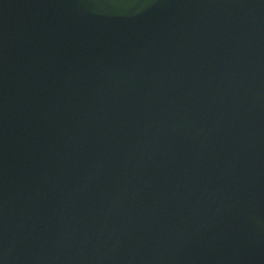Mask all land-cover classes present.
<instances>
[{"label":"water","instance_id":"95a60500","mask_svg":"<svg viewBox=\"0 0 264 264\" xmlns=\"http://www.w3.org/2000/svg\"><path fill=\"white\" fill-rule=\"evenodd\" d=\"M2 264H264V0H0Z\"/></svg>","mask_w":264,"mask_h":264},{"label":"snow or ice","instance_id":"6c2138e0","mask_svg":"<svg viewBox=\"0 0 264 264\" xmlns=\"http://www.w3.org/2000/svg\"><path fill=\"white\" fill-rule=\"evenodd\" d=\"M0 264H2V261H0Z\"/></svg>","mask_w":264,"mask_h":264}]
</instances>
